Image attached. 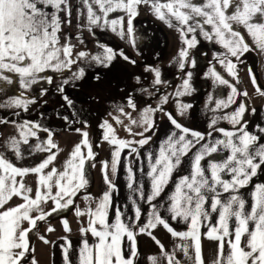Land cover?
<instances>
[{"label":"snow or ice","instance_id":"snow-or-ice-1","mask_svg":"<svg viewBox=\"0 0 264 264\" xmlns=\"http://www.w3.org/2000/svg\"><path fill=\"white\" fill-rule=\"evenodd\" d=\"M142 3L149 5L157 18L169 27L175 26L183 44L174 61L184 75L171 94H161L159 86H167L169 81L164 79L159 65L149 63L143 72L137 74L139 62L122 48L97 39L94 52L85 49L74 52L70 37L66 36L61 43V25L71 22L68 0H0V87L19 83L21 89L27 90L41 80L51 85L54 76L59 74L61 80L55 84V90L64 104L72 109L70 115L73 120L76 116L82 117L92 107L99 109L105 101H115V97L120 96L123 105L114 106L128 119L129 123L125 125L128 132L136 135L131 126L143 127V132L139 133L142 138L131 141L117 137L112 125L107 120L102 121L100 126L107 129L103 139L115 146L111 154L112 176L117 173L122 149L131 147L129 155L135 153L140 157L138 146L147 144L152 138L144 133L155 129L154 114L164 111L170 97H192L198 91L194 75L197 59L190 55V50L199 43L198 35L224 49L213 52L214 61L221 70L209 62L208 70L202 75L206 79L211 77L214 88L227 86L228 89L226 97L222 93H209L205 108L214 113L222 109L228 111L214 115L206 132L183 125L171 111L165 113L172 130L159 141L156 151L145 153L148 164L146 176L150 183L147 192L143 180L133 188V169L131 166L126 169L127 187L148 205L143 221L140 206L129 196L134 214L125 218L120 207L115 206L109 222L111 193L117 190V185L109 178V162H102L107 190L102 193L95 209L89 207L82 211L76 208L77 215L87 214L89 218L88 227H82L80 231H90L95 238L91 245L87 239L82 241L78 264H136L138 234H147L156 243L160 249V264H187L178 258L177 250L193 260V264H203L202 235L218 242L212 264H264V179H261L264 177V143H260L264 139V126L257 124L255 132L248 131L245 115L249 110L255 112V109L248 108L246 99H238L241 95L247 98L248 93L239 90L237 73V62L250 50L245 35L240 31L241 26L264 50V0H82L83 7L87 9L90 31L110 28L121 39L127 35L138 55L133 19ZM117 12L125 15L110 16ZM61 13H64L63 18ZM73 68L75 71H71ZM222 72L227 73V77ZM147 74L152 77L150 84ZM249 75L252 84L256 85L257 79L251 68ZM228 77L235 78V81ZM145 84H148L147 88ZM66 86L76 89L74 98L67 94ZM137 89L140 96L135 95ZM256 91L264 96L259 86ZM47 92V88H41L39 96L43 97ZM143 93H147L149 99L159 95V100L155 105L145 103L140 108ZM35 99L21 92L9 97L5 106L27 110L28 103ZM77 101L79 108L76 107ZM175 104L180 116L193 108L191 102L180 99ZM133 112L137 114L135 118ZM114 118L122 123L119 116ZM61 119L68 121L70 116L65 115ZM219 121H227L231 127H217ZM80 123L87 126L88 122L81 119ZM16 128L18 138L10 137L4 152H0V264H25L30 249V232L38 220L42 221L58 209L74 204L73 197L88 183L85 162L94 156L85 131L64 162L63 169L58 170L54 166L49 169L59 150L53 140V132L36 121H22ZM40 132L45 133L44 139L38 135ZM213 132L219 135L213 138ZM30 138L38 141L33 150L47 152L46 158L29 167H19L6 158L5 153L11 151L17 160L21 159L20 144H27ZM133 144L137 147H132ZM82 148H87L86 155ZM140 172L143 177V164ZM29 173L37 176L35 190L24 179ZM174 173L181 174L173 180ZM254 178L257 182L251 185V191L245 196L241 190ZM170 182L171 190L162 197ZM12 197H18L20 202L4 207ZM157 198H160L159 203ZM49 201L53 207L45 211L43 205ZM169 221L183 222L186 230L177 231ZM62 222L70 231L68 221L64 219ZM205 224L207 231L202 233L201 227ZM158 226H162L171 237L180 238L181 243H173L171 250L165 248L152 232ZM48 230L51 231V227ZM190 249H194V257L190 256ZM148 258L157 264L156 256ZM64 259L65 264H71L67 247L64 248ZM30 264H36L34 257Z\"/></svg>","mask_w":264,"mask_h":264},{"label":"rangeland","instance_id":"rangeland-1","mask_svg":"<svg viewBox=\"0 0 264 264\" xmlns=\"http://www.w3.org/2000/svg\"><path fill=\"white\" fill-rule=\"evenodd\" d=\"M68 4L71 6V22H65L61 25V43H63L66 36L70 37L71 42L74 45V52L81 49L94 52L96 50L97 39H99L101 42L108 43L110 46L122 48L125 50L126 54H130L139 62V70L137 74L143 72L144 68L149 63L159 65L162 68L164 79L168 80L169 83L167 86H159L161 89V94H171L175 91L176 86L181 83V78L184 75V71L179 70L176 66V62L174 61V57H177L179 49L183 46L182 41L180 40L179 32L175 26L169 27L165 21L157 18L149 5L142 3L138 9V15L133 19V25L135 29L134 35L137 38V44L139 45L140 52L138 55L137 50L134 49L129 42L130 38L127 35L121 39L120 36L117 33H113L110 28L104 31H101L99 28H95L93 30L95 32L94 35L93 31H90L87 27V9L83 7L82 0H68ZM111 15L125 14L117 12L110 14V16ZM61 17H64V13H61ZM240 31L243 35H245L246 41L250 45V50L247 51L237 62V68L242 69V67L247 64L248 68L252 69L253 75L256 76L257 82H261L264 87V50H261L255 44L252 38L247 35L246 30L242 26L240 27ZM198 40V45L196 48L190 50V54L193 56L195 55V57L200 58L201 60H204V62L207 64H209V62L214 63L212 60L205 61L206 59L210 58L213 52L224 51L222 46H217L215 42L209 43L199 35ZM202 53L205 55H202ZM232 59L235 61V58ZM208 67L209 66L205 67L204 69L208 70ZM71 71H75V68H73ZM89 71H92V69H89ZM48 74L52 75L51 72ZM223 74L227 77L226 73ZM68 75H71V72H68ZM247 75L249 76V71ZM246 77V75H243L242 78H239V84H242L248 90ZM146 78L148 80V84H150L152 79L151 75L147 74ZM230 79L235 81V78ZM60 80L61 76L57 74L54 76L53 84L51 85L41 80L36 84H33L32 87L27 90L21 89L19 83L9 85L7 87H0V152H4L6 143L9 141L10 137L18 138V132L16 128L17 124L22 121H36L40 123L39 119L45 117V115H42L41 113L42 110H49L50 108L57 109L64 104L62 97L55 90V84L60 82ZM196 80L198 91L193 93L192 97H170L169 103L164 107V111L154 114L155 127L156 125L158 126L161 120L167 118L165 113L171 111L183 125L198 131H206L213 116L219 115L220 113L222 114L224 112L225 109L214 113L210 108H205L204 105L207 96L203 98V100L202 97L205 90L207 89V86L209 85L210 79L196 76ZM148 84H145L144 87L147 88ZM66 87L67 94L74 98L76 89H73L71 86ZM41 88L48 89V92L43 97L39 96V91ZM121 88H123V85H121ZM128 91L131 93L132 89L129 88ZM149 91H152V89L149 88ZM21 92H23L24 95L29 98L36 97L34 102L28 103L27 110H25L23 107L5 106L9 97L19 95ZM135 95H141L139 89H137ZM177 99H180L183 102H191L193 104V108L190 109L184 116H180L179 113L176 112L175 101ZM244 99H246L248 108L251 109V106L254 104H250L251 99L249 96H247V98L244 97ZM158 100L159 95L149 99L147 93H143V100L141 101L139 107L143 108L145 103L155 105ZM201 101H203L204 104H202ZM77 103L80 104L79 101H77ZM115 104L123 105V101L121 100L120 96H116L115 101H105L104 105L99 109L92 107L89 110L91 112V119L89 120L90 123L89 121L88 123L89 127L92 129L81 124L80 119L77 117L74 120L72 119L73 122L71 128L67 126L68 122L64 121L61 119V117L55 114L51 115L50 121H48V125L50 126L49 129H51L54 134L53 140L58 144L59 148L58 151L55 149L53 150L56 151V155L61 149L64 148V146L61 148L62 144L64 143V131L76 128L82 130V132L87 131V138L92 145V151L94 153V156L85 162V167L87 168L85 178L88 183L79 191L77 197L73 199L74 204L69 205L67 208L62 210L65 219L68 217L69 220H71L70 223L68 222V224H70L69 226H72L74 218L79 216L76 214L77 207L80 209L82 208V211L89 208L85 198L79 200L78 196L85 194L86 196L91 197L95 195V191L97 193L98 174L96 169H98L99 163L102 161V153L105 151L107 143L110 142L103 139L107 129L100 126L102 121L107 120L114 128L117 137L121 139L137 141L142 138L139 133L143 132V127L139 125H132V132L136 133V135L129 133L125 127V125L129 123L128 119L116 111L114 106ZM226 111H228V109ZM247 112L245 119L249 120L250 115H248ZM132 115L135 118L137 114L133 112ZM117 116L120 117L122 123H118L116 121L114 117ZM153 131L154 129L150 130L148 133H144V135H149L153 133ZM38 135L41 139L45 138L44 132H40ZM37 142L38 141L36 138H30L27 144H20L22 153L21 159L17 160L14 152L11 151L5 153L6 158L10 159L19 167L34 166L48 155V153L45 151L33 150L34 145ZM84 150V154L86 155L87 148ZM76 198L78 199L75 200ZM88 199L89 198H86V200ZM84 215L88 217L87 214Z\"/></svg>","mask_w":264,"mask_h":264},{"label":"crops","instance_id":"crops-1","mask_svg":"<svg viewBox=\"0 0 264 264\" xmlns=\"http://www.w3.org/2000/svg\"><path fill=\"white\" fill-rule=\"evenodd\" d=\"M89 43L91 44L90 41ZM217 46L220 45L217 44ZM196 59H197V66L194 75L203 77L202 72L206 71L204 68L209 66V64L205 63L204 60H201L200 58L196 57ZM209 60L214 61L213 54H211L210 58L206 59L205 61H209ZM213 64L217 68V70H221V66L218 63L214 61ZM248 71L249 68L247 64L244 65L242 69L237 68V73L239 78H242L243 75L247 76L246 81L248 83V90L242 84H239V90L241 91V93L247 90L248 91L247 93H249L248 96L251 99L250 104H254L251 106V109L254 108L255 112H252L250 110L247 112V114L250 115L247 128L248 131L255 132L256 131L255 125L260 124L261 126H264V96H262L259 92L257 93L256 87L259 86L262 91L264 87L261 84V82L260 83L257 82L256 85H253L251 81V76L247 75ZM209 79H210L209 85L207 86V89L204 92L202 100L209 93H215L217 95H220L222 93L223 96L226 97L228 91L227 87L217 86L216 88H214L211 77H209ZM238 99L245 100L243 95H241ZM252 100L254 101V103ZM201 102L202 104H204L203 101ZM226 110L227 109H225L224 111ZM89 123H87L88 128H90ZM217 127H224L227 129L230 128L231 126L227 121H219ZM76 129L66 130L64 132L63 134L64 143L61 146V148L63 146L64 148L61 149L59 153H57L56 158L52 162V165L49 166V169L52 166L56 167L58 170L63 169L64 162L66 161V159H68L70 153L74 148V145L76 143H79L83 138L82 130L78 132L76 131ZM171 130H172V126L170 124L168 117L161 120L158 126L156 125L153 133L150 134L152 137L151 140L145 145L138 146V151L140 152L139 158L135 155V153H132L131 156L129 155V153L131 152V147L122 149L121 158L118 163L117 173L115 176H112L111 173V159H112L111 154L114 151L115 146L112 145L110 142H108L105 151H103L102 153V161L99 163L98 169H96L98 174L97 193L95 191V195L91 197L86 196L85 194L79 195L78 196L79 200L85 198V201L88 203V207L95 209L97 201L101 198L102 193L107 190V185L104 180V169L102 168V162L108 161L109 166L107 172L109 178L117 185V190H114L111 193L112 207L109 209V222H111L115 206L120 207L121 211L125 214V218L132 216L134 214L132 208V200L129 199V196H132L134 199H136L138 206H140L142 211L141 221H143L145 219V214L148 211V205L144 201L139 199L138 194L135 193L134 190H130L127 187L126 169L128 166H131L133 169V173H134L133 188L138 186L141 180H143L145 192H147L150 187V183L146 176V172L148 170V164L145 153L148 151H156L159 146V141L163 139L166 136V134ZM208 130L209 129H207L206 131ZM206 131H201V132H206ZM256 134L260 135L259 133ZM212 135L213 138H215L216 136L219 135V133L213 132ZM260 143H264V139H261ZM132 147H137V146L133 144ZM84 149L85 148H82L83 152L85 151ZM141 164H143V169L145 173L143 177L141 176V172H140ZM185 168H187V160L185 161ZM86 170L87 168L85 167L84 169L85 173ZM179 174L181 173H174L173 180ZM17 179L19 180V177H17ZM24 179L26 183L30 185L33 188V190H35L36 180H37L36 174L33 173L26 174ZM261 179H264V177H261ZM256 182L257 180L254 178L249 186L241 190L242 194L247 196V193L251 191V185H254ZM170 190H171V182L170 185L166 187L165 192L162 193V197H166L167 193ZM77 195L75 197H77ZM75 197H73V199ZM78 198H76L75 200H77ZM86 198L89 199L86 200ZM159 200L160 198H157L156 202L159 203ZM19 202L20 200L18 197H12V199L9 200L4 205V207L14 206L16 203ZM43 207L44 210L47 211L49 208L53 207V204L51 201H49L46 204H44ZM62 210L63 209H58L55 213H52L50 216L45 217L44 220L42 221L38 220L35 229L32 230L29 234L30 249H29L28 257L25 260V264H30V261L32 260L33 257L35 259L36 264H65V259H64L65 247H67L68 260L71 262V264H78V252H79V248L82 246V241L87 239L90 245L94 242L95 238L91 235L90 231L88 232L80 231L82 227L83 228L88 227L89 218L86 215H79L78 216L79 218L76 216L74 218V221L72 222V226H69L71 230L67 231L64 228L62 222L65 219ZM81 210L83 209L81 208ZM33 214L35 215L36 213ZM161 214L162 215L165 214L163 210H161ZM66 220L69 223L71 221L69 220L68 217H66ZM169 223L177 231H185L187 227L186 224H184L183 222L176 223L174 221H169ZM24 226L27 227V224H25ZM49 227H51L52 229L51 231L48 230ZM206 231H207V225L206 224L202 225L201 232L203 233ZM152 232L153 235L156 236L165 245V248L169 250L172 249L173 243H177V244L181 243L180 238L171 237V235L162 226H158V228L152 230ZM42 236L44 237V239H41ZM137 240H138V255L136 257V264H153V262L149 260L148 258L149 256H156L157 264H160V258H159L160 249L158 248L156 243L147 234H138ZM69 243H70V247L68 246ZM217 247H218L217 241L213 239H209L208 237L203 235L201 236V252H202L203 264H212V261L216 257ZM189 253L190 256L194 257V249H190ZM177 254H178V258L181 259L182 261H186L187 264H193V260H190L187 257H185L184 254L179 250H177Z\"/></svg>","mask_w":264,"mask_h":264},{"label":"trees","instance_id":"trees-1","mask_svg":"<svg viewBox=\"0 0 264 264\" xmlns=\"http://www.w3.org/2000/svg\"><path fill=\"white\" fill-rule=\"evenodd\" d=\"M76 107L77 108L80 107V104H78L77 102H76ZM71 112H72V109L68 108L67 105L63 104V106H60L57 109L50 108L49 110L48 109L42 110L41 113H42V115H45V117L44 118H40L39 121H40V124L41 125H43L46 128H49L50 126L48 125V121H50L51 115H53V114L57 115V113H59V115H57L59 117H62V116H65V115H69L70 116V119L68 121H66V122H68L67 123V126H69V128H71L72 127V122H73V120L71 118V115H70ZM76 117L78 119H80V120L81 119H85L88 122L91 119V112L90 111H87V112H85V114L82 117L81 116H76Z\"/></svg>","mask_w":264,"mask_h":264}]
</instances>
